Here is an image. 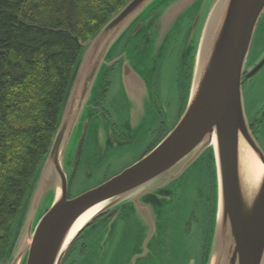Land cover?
<instances>
[{"label": "water", "instance_id": "obj_1", "mask_svg": "<svg viewBox=\"0 0 264 264\" xmlns=\"http://www.w3.org/2000/svg\"><path fill=\"white\" fill-rule=\"evenodd\" d=\"M156 2L128 0L87 42L79 41L81 50L52 140L30 182L0 264H62L88 228L101 225L96 233L104 231L106 243L119 220L126 239L132 241L122 264L141 260L145 264L161 223L179 204L177 184L188 172L200 182L207 165L211 169V225L202 264H264V171L252 195L246 197L238 164L242 143L264 168V154L248 128L241 90L264 0H169L153 7ZM186 21L178 75L184 76L191 54L192 68L179 121L137 163L68 199L89 122L86 114L103 63L110 60L108 72L116 65L126 103L136 109L132 119L140 116L151 105L152 86L163 58ZM140 33L144 36L134 53L129 55V50L111 60L119 43L124 40L126 45ZM89 136L86 143L94 137ZM196 188L200 191V184ZM46 203L37 217L38 208ZM87 213L89 218L74 231ZM126 244L123 241L118 248ZM89 262L85 258L80 264Z\"/></svg>", "mask_w": 264, "mask_h": 264}, {"label": "trees", "instance_id": "obj_2", "mask_svg": "<svg viewBox=\"0 0 264 264\" xmlns=\"http://www.w3.org/2000/svg\"><path fill=\"white\" fill-rule=\"evenodd\" d=\"M128 0H0V261L80 53Z\"/></svg>", "mask_w": 264, "mask_h": 264}, {"label": "rangeland", "instance_id": "obj_3", "mask_svg": "<svg viewBox=\"0 0 264 264\" xmlns=\"http://www.w3.org/2000/svg\"><path fill=\"white\" fill-rule=\"evenodd\" d=\"M166 1L169 0H157L153 7ZM254 35L248 63L251 67L264 56V16ZM143 36L144 33L138 34L126 45H123V40L111 55V60L118 58L120 54L125 55L129 50V55L134 53L137 50L136 44L142 40ZM163 59L156 83L152 86L151 105H146L142 115L137 116L138 121L132 119L131 115L136 112V109L134 105L126 103L118 68L115 65V68L113 67V70L108 72L110 60H105L95 81L90 107L86 114L92 128L99 131L101 136L92 137L89 143H85L87 146L84 147L77 170L78 174L69 191L71 197L97 187L105 177L117 176L137 163L145 151L152 148L154 144L156 145L162 136L175 127L177 123L175 124L172 120L173 113L170 107L165 106L179 103L176 81L178 57L175 45L170 47ZM259 76L263 77L260 85H264V68L256 77ZM155 88L158 93L156 99L153 95ZM256 92L258 93L254 96H251L250 91L246 93V102L251 114L253 109L260 110L259 113L264 109V104H262L264 86ZM252 101L257 105H252ZM155 104L161 105L160 108L169 118L166 120L164 118V123L161 125L162 135L158 138L150 134L159 125L158 120L155 121L156 111L153 107ZM261 131L264 133V120ZM262 138L261 145L264 149V136ZM199 183L201 182L195 180L189 172L178 184L177 182L172 183L179 185L174 190L181 192V199L168 214V220L161 223L160 231L155 235L149 247L152 253L151 258L145 264H202L206 232L202 227L203 211L196 188V184L198 186ZM45 206L47 207V203L44 206L40 205L37 217ZM94 228L95 226L88 228L85 233H82L80 242L71 246L64 264H80L85 258L90 259V264H122V260L128 258L132 241L126 239L123 226L119 228V231L113 230L106 243L102 239L105 235L104 231L100 235L99 232H95L99 227ZM96 236L100 238L97 239ZM123 241L127 244L123 248H118ZM80 244H86L83 255L78 254L81 251L78 247ZM100 244L104 247L103 249ZM90 251L93 252L92 256ZM143 262L144 260H141L137 264H143Z\"/></svg>", "mask_w": 264, "mask_h": 264}, {"label": "flooded vegetation", "instance_id": "obj_4", "mask_svg": "<svg viewBox=\"0 0 264 264\" xmlns=\"http://www.w3.org/2000/svg\"><path fill=\"white\" fill-rule=\"evenodd\" d=\"M263 16H264V13L262 14L260 20L258 21V24L261 22V19L263 18ZM188 24H189L188 21L184 22V24L180 28L179 32L177 33V35H176V37H175V39H174V41L172 43V45H175V47L177 49V57H178L179 50H180L181 43H182V36H183V33H184L185 29L187 28ZM258 24H257L256 28L258 27ZM255 32H256V29H255ZM255 32H254V34H255ZM253 40H254V38L252 39L251 46H250V51H249V54H248V57L246 59V62H245V65H244V69H243L242 80H241V90H242V97H243L244 112H245V116H246V120H247L249 131H250L251 135L253 136L254 140L256 141V143L258 144L259 148L262 150V152L264 154V149H263V147L261 145L262 140H263L262 137L264 136V133L261 131V125H262L263 120H264V109L260 113H259L260 110L253 109V113L251 114V112H249V108H248V105H247V102H246L247 101V99H246V93L247 92L250 91L251 94H252L251 96H254L256 93H258L256 91L257 90L260 91L261 88L264 86L263 84H262L263 86L260 85V83L262 82L263 77H260V76L256 77L264 68V56H262L260 58V60H258L257 63L253 67H251V65L250 66L248 65L249 59H250V55H251V52H252ZM254 57H255V54H254ZM259 65H261V67L251 77L247 78L248 75L250 73H252ZM191 68H192V54L188 58V62L186 64V70H185L184 76H182V75L179 76L178 72H177V75H176V81H177V85H178V97H179L178 105H165L167 107H170V109H171V111L173 113V119L172 120L174 121L175 124L179 121V119L181 117V114H182V112L184 110V107H185L184 104H185V100L187 98V94H188V91H189V85H190V79H191ZM156 88H155V90H156ZM155 90H153L154 99H156V96L158 94L157 90L156 91ZM262 104H264V97H263ZM252 105H257V104L252 101ZM153 107H154V111H156L155 121L158 120L159 125L156 127V129L153 132L151 131L150 134H152V136H155L156 138H158V137H160L162 135V127H161V125H163V123H164V118H165V120L169 119V118H168V115H166V113L163 112V110L160 108L161 105L155 104V105H153ZM162 114H163V116H162ZM138 120H139V117L138 118L136 117V118L133 119V121H138ZM89 133H90V136H89ZM98 133H99V131H96L94 128H92V125H90V120H89V122L87 124V127H86L83 143H82V146H81V151H80V154H79V158H78L77 165H76V168H75V171H74V175H73V179H72L71 185L73 184V181L77 177V174H78L77 170H78V167H79V163H80L81 157H82L83 152H84V145L87 142L86 141L87 137L88 136L89 137H92V136L98 137ZM164 136H162V138ZM156 143H158V142H156ZM155 146L156 145L154 144L152 146V148H149L147 151H145V153H143V155L140 157V159H142L146 154H148ZM110 178H112V177H110ZM110 178L105 177L101 181L100 184L106 182ZM200 182H201V183H199L200 184V189H199L200 191H197V192H198V195H199L198 198L200 199V204L202 205V211H203V224H202V227L204 228V231L206 232V236H205L206 237L205 238L206 244L203 247V249L204 248L205 249H204V251H202V252H204L203 256H205L206 245L208 243L209 231H210V225H211V202H212V197H211V169H210L209 165H207L205 170L203 171V175H202V178L200 179ZM71 185H70V188H71ZM70 188H69V191H70ZM71 198H74V197H71L69 192H68V199H71ZM198 211L199 210L197 209V212ZM115 215L116 214H113L112 216H110L107 219V221H109ZM193 217H194V215L192 216V218ZM98 220H96L93 224L97 223ZM121 226H122V221L119 220L118 223H117V227H116L115 231H119V228ZM100 228H101V225H99V229ZM99 229H96L95 232H97V230H99ZM91 236L93 237V235H91ZM91 236H90V238H91ZM80 239H81V237H78L77 240L73 243V245L75 243H79ZM85 246H86V244H80L78 246L80 248V250H81L80 253L78 252V254H82V255L84 254ZM202 259H204V258H202ZM65 260H66V258H65ZM65 260L63 261L62 264H64Z\"/></svg>", "mask_w": 264, "mask_h": 264}, {"label": "bare ground", "instance_id": "obj_5", "mask_svg": "<svg viewBox=\"0 0 264 264\" xmlns=\"http://www.w3.org/2000/svg\"><path fill=\"white\" fill-rule=\"evenodd\" d=\"M238 164L242 190L245 196L249 197L254 192L264 168L257 161L253 153L242 143H240L238 149ZM89 215L90 213H87L79 220L74 231L79 229L81 224L89 218Z\"/></svg>", "mask_w": 264, "mask_h": 264}]
</instances>
